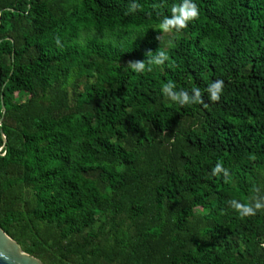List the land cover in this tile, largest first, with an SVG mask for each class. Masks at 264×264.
Returning <instances> with one entry per match:
<instances>
[{
  "label": "trees",
  "instance_id": "trees-1",
  "mask_svg": "<svg viewBox=\"0 0 264 264\" xmlns=\"http://www.w3.org/2000/svg\"><path fill=\"white\" fill-rule=\"evenodd\" d=\"M130 2L0 0V230L40 264H264V211L228 205L264 195V0H194L165 48L179 0Z\"/></svg>",
  "mask_w": 264,
  "mask_h": 264
},
{
  "label": "clouds",
  "instance_id": "clouds-1",
  "mask_svg": "<svg viewBox=\"0 0 264 264\" xmlns=\"http://www.w3.org/2000/svg\"><path fill=\"white\" fill-rule=\"evenodd\" d=\"M163 0H161V4ZM161 4H155L153 7H160ZM141 10V5L137 0H131L129 6L125 12V15L134 14ZM200 9L194 0H179V3H174L171 7V14L164 16L159 24L158 29L161 33H180L186 29L189 24L199 19ZM160 40V36L158 37ZM171 43V41H169ZM57 46H60V38H56ZM169 60V55L164 48L159 49L153 53L151 50L145 52L144 60L129 61L127 68L131 69L135 73L151 72L154 67L164 66L166 61ZM224 88L223 80H216L211 82L205 91L208 93L212 102H218L222 95ZM164 95L172 102L183 106L203 104L204 92L198 87H193L191 93L185 90H176L174 82L169 81L163 86L162 89ZM223 175L225 182L230 179V173L228 169L224 168L222 162H217L212 169L211 175L220 176ZM228 205L233 209L242 219L254 217L258 212L264 211V195L260 194V189L255 188L254 194L247 198V202H240L239 200L232 199L228 201Z\"/></svg>",
  "mask_w": 264,
  "mask_h": 264
},
{
  "label": "water",
  "instance_id": "water-1",
  "mask_svg": "<svg viewBox=\"0 0 264 264\" xmlns=\"http://www.w3.org/2000/svg\"><path fill=\"white\" fill-rule=\"evenodd\" d=\"M0 264H38L35 258L22 253L0 230Z\"/></svg>",
  "mask_w": 264,
  "mask_h": 264
},
{
  "label": "rangeland",
  "instance_id": "rangeland-1",
  "mask_svg": "<svg viewBox=\"0 0 264 264\" xmlns=\"http://www.w3.org/2000/svg\"><path fill=\"white\" fill-rule=\"evenodd\" d=\"M98 33V32H96ZM94 36H96L95 34H92ZM169 36V33L168 34H165V33H162L161 36H160V40L159 42L162 43L163 47L165 48L167 46L166 44V38ZM27 98V95L23 94V93H16L14 94L13 96V100L15 102H20V101H23ZM36 261L38 262V264H40V262L36 259Z\"/></svg>",
  "mask_w": 264,
  "mask_h": 264
}]
</instances>
